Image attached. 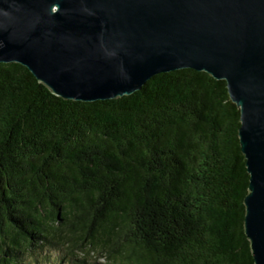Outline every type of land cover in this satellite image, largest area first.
<instances>
[{
	"label": "trees",
	"instance_id": "obj_1",
	"mask_svg": "<svg viewBox=\"0 0 264 264\" xmlns=\"http://www.w3.org/2000/svg\"><path fill=\"white\" fill-rule=\"evenodd\" d=\"M239 127L205 73L82 103L0 64V264H254Z\"/></svg>",
	"mask_w": 264,
	"mask_h": 264
},
{
	"label": "water",
	"instance_id": "obj_2",
	"mask_svg": "<svg viewBox=\"0 0 264 264\" xmlns=\"http://www.w3.org/2000/svg\"><path fill=\"white\" fill-rule=\"evenodd\" d=\"M92 103L179 70L224 81L240 111L243 230L264 264V0H0V64Z\"/></svg>",
	"mask_w": 264,
	"mask_h": 264
},
{
	"label": "rangeland",
	"instance_id": "obj_3",
	"mask_svg": "<svg viewBox=\"0 0 264 264\" xmlns=\"http://www.w3.org/2000/svg\"><path fill=\"white\" fill-rule=\"evenodd\" d=\"M104 260H98V263L99 264H102Z\"/></svg>",
	"mask_w": 264,
	"mask_h": 264
}]
</instances>
